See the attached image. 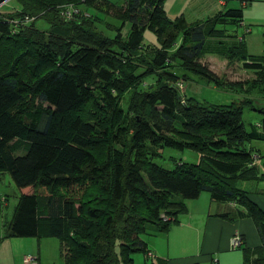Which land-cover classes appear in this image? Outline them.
<instances>
[{
    "label": "trees",
    "instance_id": "16d2710c",
    "mask_svg": "<svg viewBox=\"0 0 264 264\" xmlns=\"http://www.w3.org/2000/svg\"><path fill=\"white\" fill-rule=\"evenodd\" d=\"M16 2L15 13L0 17V173L19 195L0 243L56 238L65 264H137L133 253H149L145 226L166 232L186 212L185 202L205 191L212 201L243 207L239 216L252 220L264 245V211L238 186L264 178L255 164L264 155L249 147L264 140V105L256 108L262 125L247 130L242 107H255L251 97L216 105L179 87L191 72L216 87L264 97V49L249 59L241 40L228 47L226 56L253 73L246 81H221L201 61L208 40L224 35L216 26L242 21L241 1L204 25L168 18L163 0ZM97 12L119 21L113 36L97 28ZM38 18L46 29L35 27ZM145 30L157 46L142 44ZM137 52L148 56L139 72ZM149 75L154 81L141 86ZM164 147L191 149L199 160L164 169L153 162ZM245 252L243 264H264Z\"/></svg>",
    "mask_w": 264,
    "mask_h": 264
},
{
    "label": "crops",
    "instance_id": "0c3cea01",
    "mask_svg": "<svg viewBox=\"0 0 264 264\" xmlns=\"http://www.w3.org/2000/svg\"><path fill=\"white\" fill-rule=\"evenodd\" d=\"M230 1L163 0L162 5L166 16L170 19L181 15L188 24L204 25L211 22L219 13L229 8H236ZM246 1V6L242 10V21L238 24L216 26L215 28L224 31V35L208 40L207 51L201 57V59L204 57L203 59H214L223 63L224 75L228 71L227 68L232 70L234 64L236 67L233 69L236 71L238 66L241 67L240 61L230 60L226 56L228 47L238 45L240 40L243 53L247 58L253 59L263 53L264 0ZM246 29H249V32H245ZM218 48L221 53L217 52ZM207 63L212 66L208 60ZM224 75L223 77L226 78ZM258 129L264 133V125ZM261 141L264 143V140ZM262 147L264 148L263 145ZM258 154L264 155L259 149ZM255 164L257 165L256 161ZM258 172L262 177L264 176V168H258ZM249 181H256L258 189L252 191L243 189L247 191L248 197L264 211V178L244 182ZM204 196L205 202L200 203L201 205L185 202L186 212L179 215L177 222L170 224L167 231L162 233L166 252L154 251V254L160 255L161 259L171 264H243L245 251L248 252L249 257L264 258V245L260 241L255 224L250 218L239 216V211H242L243 207L237 203L215 202L209 195ZM2 197H4L2 201L4 203L5 196L0 195V198ZM223 214H227V217L221 216ZM9 218L0 221V236L4 232V222ZM235 236L241 237V245L232 248L230 240ZM46 239H39L38 246L41 240ZM33 242L31 239L17 237L4 238L0 243V264H24L22 259L25 255L33 256L38 260L37 255L30 253L25 247L29 244L32 246ZM150 254L153 257V254Z\"/></svg>",
    "mask_w": 264,
    "mask_h": 264
},
{
    "label": "rangeland",
    "instance_id": "374dc122",
    "mask_svg": "<svg viewBox=\"0 0 264 264\" xmlns=\"http://www.w3.org/2000/svg\"><path fill=\"white\" fill-rule=\"evenodd\" d=\"M109 1L113 2L115 5H121L123 3V0H109ZM230 3L233 4L234 7L240 6V3L238 0H231ZM70 6H73V5H70ZM17 9H18V3L16 2V0H0V17H6L7 14L10 12L15 13L14 10H17ZM56 9L59 15L63 16L66 14L64 12L65 8L62 7L61 4L56 5ZM97 18H98V21L96 23L97 28L99 30H102L104 35L113 36L115 28L119 26V21L115 19L112 15L106 12L105 13L97 12ZM34 25L38 29L44 30L47 28L46 22L42 20L41 18L40 19L38 18L35 21ZM127 30H128V24L125 23L120 30L122 35H125ZM142 44H144L145 46H149L151 48L157 46L158 40H157L156 35L148 30H145L143 32ZM136 55H138L135 58V61H137L136 67L138 66L137 71L139 72L142 69L141 64H143V59L148 58V56L144 53L143 54L145 55V58H144V56H142V54L140 56L138 52ZM203 58L201 59V61L205 65L208 66V69H210L219 78L223 77L224 75V70L222 68L224 67L223 63L218 62L214 59L209 60L207 58L206 59H203ZM207 60L212 64V66L211 65L209 66V64L207 63ZM233 67H236L235 64L233 65ZM233 67H232V70L227 68L228 71L225 73L226 78L224 79L221 78V81H225V79L230 80V81L231 80L246 81L247 79H252L253 77L252 72L243 70L240 66H238L239 67L238 71H236L235 69H233ZM170 69L178 74L180 73V70L177 69L176 67H171ZM185 73L188 79L182 82L179 87L180 89H182L183 87L182 92L186 97L194 98L200 102L205 101L209 104H216V105H225V104H231V103L240 104L243 98L251 97L252 100L254 101L255 107H250L249 105H246V104L243 105L242 107L243 124L247 130H250L252 125L253 126L262 125L263 114L260 113L258 110H256V108H258V106L264 105V97L260 96L259 93L249 92V93H246L248 94L246 96L245 93L240 94L230 89H226L223 87H216L215 85H212L211 83L207 82L201 76L196 75L194 73H191V72H185ZM153 81H154V75L146 76L142 80L141 86H144L148 83H152ZM128 90L129 89L122 92L120 96L121 98L119 100V104L122 107L127 106V100L129 97ZM249 104H251V102ZM262 145L264 146V143L261 140H252L251 143L249 144V147L250 149H252L253 154L255 155L258 153V149L262 153H264V148L262 147ZM198 160H199V153H197L196 151H193L191 149H184V150L178 151V150H175L169 147L162 148L160 150V155L153 158L154 163L168 170L173 169L178 163H197ZM263 161H264V157L256 158L257 168L259 169L264 168ZM238 186L241 188H245L247 191L258 189L256 187L257 186L256 181H249V182L239 181ZM0 195L5 196V202L3 203L1 201L2 207H1V214H0V219H1L0 221H4L6 220V218H9L10 214L12 213L13 206L15 205L17 197L19 195L18 188L13 184L7 172L1 173ZM204 195H208V193L203 191L201 192L200 196L197 199L188 200V203H195L196 205L200 203L203 204L205 202ZM194 214H196V212H194ZM157 232L158 231L155 230L153 225L148 224L145 226V231L143 234H141V238L146 242V247H147L146 249L147 251L153 254V257L151 255V257L149 258L146 254L142 252H135L131 255V258L133 259L135 263L150 264L151 262H155L161 259L160 255L154 254V251L164 252V253L166 252L165 239L161 232H158V233ZM17 238L18 239H31V241H34L32 246L29 244V245H26L25 247L28 248L30 253L37 255L38 260H36L35 258V259H32V261L30 260L27 263L22 260L24 264H35V263L65 264L62 258V255H61L59 241L56 238H47L46 240H41L39 246H38L39 240H36L35 238H31V237H26V238L17 237ZM238 242H239L238 245L232 248L240 247L241 237L239 238ZM154 248H156V250Z\"/></svg>",
    "mask_w": 264,
    "mask_h": 264
},
{
    "label": "built area",
    "instance_id": "2783aa9c",
    "mask_svg": "<svg viewBox=\"0 0 264 264\" xmlns=\"http://www.w3.org/2000/svg\"><path fill=\"white\" fill-rule=\"evenodd\" d=\"M239 1H241V3H242V5L245 7L246 6V4H245V0H239ZM31 18H27V17H24L23 18V21H28V20H30ZM17 22H19V21H17V20H13L12 21V24L15 26L16 24H18ZM249 31V29H246L245 30V32H248ZM239 241V237L238 236H235V237H233L232 238V240H231V242H230V246L231 247H236L237 245H238V242ZM148 256H151V254L150 253H148ZM32 259H35V257H33V256H28V255H25L24 257H23V261L24 262H29L30 260L32 261Z\"/></svg>",
    "mask_w": 264,
    "mask_h": 264
}]
</instances>
